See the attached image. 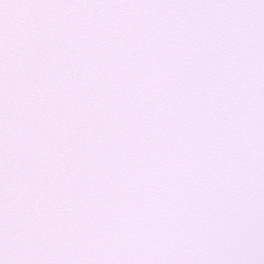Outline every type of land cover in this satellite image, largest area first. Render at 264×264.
Instances as JSON below:
<instances>
[{"label": "snow or ice", "instance_id": "snow-or-ice-1", "mask_svg": "<svg viewBox=\"0 0 264 264\" xmlns=\"http://www.w3.org/2000/svg\"><path fill=\"white\" fill-rule=\"evenodd\" d=\"M0 264H264V0H0Z\"/></svg>", "mask_w": 264, "mask_h": 264}]
</instances>
